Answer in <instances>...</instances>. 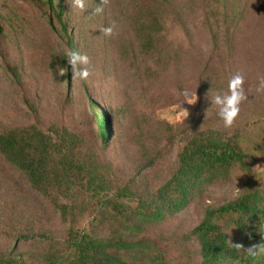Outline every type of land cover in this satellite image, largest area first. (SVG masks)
I'll use <instances>...</instances> for the list:
<instances>
[{
	"label": "rangeland",
	"instance_id": "obj_1",
	"mask_svg": "<svg viewBox=\"0 0 264 264\" xmlns=\"http://www.w3.org/2000/svg\"><path fill=\"white\" fill-rule=\"evenodd\" d=\"M146 1L109 0L97 14L101 0H84V11L75 8L73 0H64L69 33L77 52L90 57L92 71L84 81L72 80L70 70L67 82L63 59L70 51L50 25L59 28L48 7L26 0H0V128L31 122L45 128L58 123L85 132L110 163L117 182L133 179L143 191L169 179L180 148L194 129L240 131L257 155L254 168L260 179L264 175V92L257 87L264 77V16L236 27L237 35L230 41L213 33L221 0H176L168 29L146 51L138 17ZM233 1L229 0V6ZM236 1L238 8H245L251 0ZM111 22H115L114 34L106 36L102 29ZM8 67L19 69L21 83ZM236 73L244 76L247 99L235 125L225 129L210 98L226 93ZM196 96L194 104L187 103ZM26 99L37 107L36 113ZM91 100L107 110L110 118L106 148L100 144ZM250 185L244 175L219 183L141 237L156 242L169 264H191L197 246L185 237L187 233L201 222L208 207L238 198ZM30 228L59 238L65 232L20 171L0 159V250L40 256L45 250L42 243L18 238Z\"/></svg>",
	"mask_w": 264,
	"mask_h": 264
},
{
	"label": "trees",
	"instance_id": "obj_2",
	"mask_svg": "<svg viewBox=\"0 0 264 264\" xmlns=\"http://www.w3.org/2000/svg\"><path fill=\"white\" fill-rule=\"evenodd\" d=\"M26 1L47 6L59 28L50 25L60 32L69 51L77 52L64 19V0ZM235 2L230 6L229 0L218 3L221 14L212 24L215 37L231 41L237 35L236 27L264 16V0H251L245 6L248 10L238 8ZM177 5L176 0L143 2L138 17L146 51L166 32L169 13ZM67 60L64 57L68 82L71 67ZM8 71L17 83L22 82L17 67H8ZM25 103L37 112L30 100ZM91 106L100 144L106 148L111 137L109 115L94 100ZM0 159L20 171L65 228L60 238L34 228L20 232L19 239H37L45 246L44 252L37 256L0 250V264H169L165 251L141 236L176 217L211 187L237 175L251 181L249 189L221 206L208 207L201 222L185 236L197 246L191 264H264V255L253 257L246 252L264 243V175L257 179V155L240 131L194 129L187 134L169 179L146 191L133 179L117 182L110 163L89 136L58 123L45 128L35 122L0 128ZM230 239L243 249H234Z\"/></svg>",
	"mask_w": 264,
	"mask_h": 264
},
{
	"label": "clouds",
	"instance_id": "obj_3",
	"mask_svg": "<svg viewBox=\"0 0 264 264\" xmlns=\"http://www.w3.org/2000/svg\"><path fill=\"white\" fill-rule=\"evenodd\" d=\"M109 4V0H101V6L95 9L97 14L104 11V6ZM73 6L81 11L85 10L84 0H73ZM115 22H111L109 26L102 29V32L106 36H112L114 34ZM68 64L71 67L72 80H84L87 81L92 75V71L89 67L91 60L87 54H82L80 52H69L68 53ZM63 74V73H61ZM244 76L240 73L233 74L228 81V90L224 94H215L211 96V104L215 105L218 109V116L223 122L225 129H231L240 115L241 105L247 99L244 90ZM257 91L264 92V77L260 78ZM209 98V94L208 97ZM197 100H189L188 104H194ZM188 112L186 109H184ZM189 113V112H188ZM188 115L186 116L187 119ZM256 167H260L257 165ZM231 235V234H230ZM231 246L236 250L243 249L241 244H233L230 239ZM246 252L253 256L264 255V243L256 244L249 247Z\"/></svg>",
	"mask_w": 264,
	"mask_h": 264
}]
</instances>
